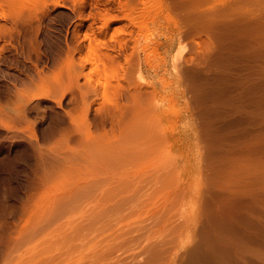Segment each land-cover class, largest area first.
I'll return each instance as SVG.
<instances>
[{
	"label": "rangeland",
	"instance_id": "374dc122",
	"mask_svg": "<svg viewBox=\"0 0 264 264\" xmlns=\"http://www.w3.org/2000/svg\"><path fill=\"white\" fill-rule=\"evenodd\" d=\"M236 11L243 13V19L237 17ZM247 11L252 13L249 19ZM234 14L241 20L237 25L240 32L234 27L237 36L230 32L238 20ZM218 17L227 21L226 25L236 23L228 30L229 36H235L232 42L224 37L228 32L223 34L229 25L222 26L221 19L220 27ZM253 17L260 23H252ZM263 18L264 0H0V264H264V50L260 51L262 59L261 54L255 60L259 64L258 74L255 72L259 87L256 85L254 155L249 145L250 121H239L243 122L251 108L246 105L248 98L244 101L250 80L246 77L248 64L244 65L248 63L245 52L250 48L245 47L256 28L254 32L262 42L256 40L260 42L257 47L263 45L264 49ZM215 21L218 26L213 27ZM203 41L209 43L201 46ZM225 42L229 54L237 53L238 59L246 56L241 57L246 63L239 60L244 65L241 79L246 92L236 91L245 95L241 105L244 102L246 108L241 106L242 118L233 112L234 118L228 114L225 117L230 119L218 121L208 114L214 99L210 98L212 94L218 98L221 93L227 99L231 90L216 93V87L215 92L212 87L218 82V88H226L223 86L228 79L222 73L236 72L231 61L237 57L228 58V52L222 49L225 46H219ZM239 42L244 44L246 55L240 54L243 48ZM231 45L241 51L233 52ZM218 46L224 53L217 51ZM212 52L213 56L227 53L218 58L227 57L234 68H226L229 65L225 60L222 63V58H212ZM94 56L95 60L103 59L107 69L98 59L93 62ZM216 60L226 66L221 69L219 63L213 65ZM92 63L100 64L101 71L105 69L102 76L94 75L97 64L95 70ZM202 69L210 72L207 77L213 76V80L209 78V83L215 82L210 85L212 92L205 85L208 78L201 79L205 71L204 76L197 72ZM196 74L201 80L196 79ZM220 77L227 83L220 84ZM72 78L75 84L80 82L79 86L87 79L89 84L93 81L89 92L94 88L100 91L92 92L96 95L85 91L101 97L98 95L96 101L79 90L88 81L79 89L77 85L69 88ZM108 80L114 86H107ZM201 83L207 87L200 89ZM105 87L125 89L129 96L135 90L151 97L147 89L155 91L153 98L168 96L162 116L174 114V120L164 129L175 128L176 133L171 142L164 144L165 148L161 147L166 152L159 149V156L152 155L153 161L145 158L139 167L137 163L134 167L126 163V167L122 166L127 169H122L121 164L117 167L110 162L109 169L110 160L97 165L91 152L79 153L84 147L77 139L71 141L80 134L74 127V133H70L77 134H69V142L60 136L70 128L69 119L81 116V105L86 103L83 100L90 96L94 100L87 103L91 104L86 113V118L90 117L87 125H91L92 132L97 129L90 139L116 141L119 132L105 135L115 129L108 116V108L115 103L111 102V92L107 91L112 100L101 102L105 100ZM199 93L206 95L201 101H207L203 104L209 108L199 101ZM126 98L115 104L122 102L125 107L129 101ZM229 99L227 104L231 103ZM134 100L130 99L133 103L127 108L135 107ZM76 101L80 105L72 106ZM98 111H104L103 115ZM69 113L71 118L66 120L63 115ZM187 113L190 116L183 119ZM235 115L241 118L237 120L240 125L233 121L237 119ZM63 118L65 123L70 122L65 124L68 126L60 120ZM54 128L57 132L58 128L60 132L65 130L56 133ZM236 136L241 142L234 144ZM229 142L231 145H227ZM168 153L175 156L169 158L173 165L161 161V156ZM92 162H96L95 168ZM120 184L121 189L126 187L123 191ZM109 186L118 188L117 193L112 189L115 198L107 196Z\"/></svg>",
	"mask_w": 264,
	"mask_h": 264
},
{
	"label": "bare ground",
	"instance_id": "6f19581e",
	"mask_svg": "<svg viewBox=\"0 0 264 264\" xmlns=\"http://www.w3.org/2000/svg\"><path fill=\"white\" fill-rule=\"evenodd\" d=\"M258 3H259V1H258ZM246 11V10H245ZM221 12V11H220ZM220 12H218V13H220ZM236 12H239V11H236ZM248 12L249 11H247V14H248ZM233 13H235L234 11H233ZM240 13V12H239ZM239 13H237L238 14V18L239 19H243V18H240V17H244V16H241L242 14L240 13V16H239ZM221 14V13H220ZM236 14V15H237ZM250 14H252V13H250L249 12V14L248 15H246V17L248 16L249 17V15ZM215 15V17L216 16H218V14H214ZM236 15L234 14V17L236 18ZM263 15V14H262ZM232 16V15H231ZM259 16H261V15H259ZM219 17H221V16H219ZM219 17H218V19H217V24L219 23L218 22V20L220 21L221 19H219ZM233 17V16H232ZM231 17V18H232ZM234 17L232 18L233 20H235L234 19ZM247 17V18H248ZM256 17V16H255ZM238 18H236V19H238ZM252 18V17H251ZM250 18V19H251ZM257 18V17H256ZM259 18H261V17H259ZM232 19H230L229 18V21L230 20H232ZM239 19L238 20H235L236 22H237V24L236 23H234V21H230V23L231 22H233V23H229V24H225V22H227V21H223V19L220 21V23H223L222 24V26L224 25V26H226V27H228V25H229V27H228V29H224V31H226V32H224L223 34L225 35L227 32H228V30L233 26L232 24H236V25H234L231 29H232V31H231V29H230V32L232 33L233 32V34L235 35V36H237L236 35V33L238 34V32H240V30H239V27L237 26L238 24H240L239 22L241 21H239ZM245 19V18H244ZM249 19V18H248ZM248 19H246V20H248ZM255 20H258V19H254V17H253V22L252 23H254L255 22ZM262 20V19H261ZM263 20H264V18H263ZM239 21V22H238ZM259 21V20H258ZM256 22L257 24L258 23H260V21L259 22ZM250 22V21H249ZM248 22V23H249ZM215 24H212V26L214 27H216V26H218L217 24H216V21L214 22ZM219 23V26L221 25ZM251 24V23H250ZM257 24H256V26H257ZM251 25H254V24H251ZM250 25V26H251ZM231 26V27H230ZM249 26V28L252 30L253 28H251ZM255 26V27H256ZM221 27V26H220ZM220 27H217V29L219 28L220 30L222 29L223 30V27L222 28H220ZM237 27L238 28V32H237V30H236V32H234L235 31V28ZM233 28H234V30H233ZM236 28V29H237ZM216 28H215V30L216 31H218ZM256 29V28H255ZM254 29V30H255ZM221 30V31H222ZM254 30H253V32H254ZM221 31H219V33H217L218 35L219 34H221L222 32ZM221 32V33H220ZM249 32H251L250 30H249ZM248 32V33H249ZM252 32V33H253ZM231 33L229 34V32H228V36L227 35H225L224 37L226 38V37H229L230 38V40H226L228 43H230V41L232 42V40H231V37H235V36H233V34H232V36H229V35H231ZM251 33V34H252ZM255 33V35H256V32H254ZM254 33L251 35H249L250 36V39H248L247 38V36L245 37L246 39H248L249 41H248V44H247V42H245L244 41V39L243 40H241L243 43H246L247 45H249L247 48L245 47V49H247L248 50V48H250V51L248 52V51H246L245 53H248L247 54V56L248 57H246V56H241L242 57V59L243 58H247L248 59V63H246L245 61H247V60H245L244 62H243V60L241 59V57H240V59H241V62L244 64V63H246V64H244L245 65V67L247 66V64H248V68H247V72H246V75H248V76H246V77H248L250 80L248 81V86L246 87V89H248V92H246L245 91V89H244V87H245V85H243V81H242V77H244V76H242V75H244V73L242 74L241 73V70H243L242 68H244V65H242L241 66V64L239 63L240 61V59H238V55L236 56V54L237 53H233L234 55H232V54H229V52L227 51V48H226V42H225V44H219V46H221V48L223 47V46H225V48L223 47L222 49H224L223 51L224 52H228V58H230V56L231 57H233V56H235V57H237V58H234L233 57V60L231 61L230 59H228L227 57H221L222 58V60H220V61H222V63L224 62L225 63V61L228 63L229 61H231V63H235V65L234 64H230L229 65V63H228V65L229 66H226L225 64H223L224 65V67L226 66V68L227 67H230L231 65L233 66H235V70H236V72H231V73H233V74H227V73H222V72H220V73H222L223 75H224V77L226 78V79H228V83L227 82H225V80H223V79H225L224 77L223 78H221L222 77V75H220L219 74V71H218V74L221 76L220 78L223 80L222 82L220 81V84H222L223 82H225V83H227V85H225L224 83V86L223 87H226V88H222V85H221V87L220 88H218L217 86L219 85L218 84V82L216 83L217 85L215 86H210V85H212L211 83H215L214 81L213 82H211V83H209L210 82V79L212 78V80H213V76L212 77H210L209 75H210V72H207L206 73V71L205 70H207L208 71V69H202V70H200V71H197L199 74H203V71H205V76L204 75H202V76H204V77H201V76H198V74H196V79H197V77H198V79H199V77H201V79H203L202 81H206L205 79H207L208 78V83L206 82L205 83V85H208V87L207 88H210V87H212V89H213V91L215 92V87H216V93L218 92V90H222V89H224V91H222L223 93L224 92H226L227 93V91L228 90H231V91H229V92H231L232 94H233V92L235 93L233 96L231 95V93L230 94H228L227 93V95H228V98L227 99H229L230 101H231V103H230V101H229V103L230 104H227L228 102H226L227 101V99H225L224 97H223V95L224 94H221L220 93V95L218 96L217 94H215V95H217L218 96V98L216 97V96H214V94H209V95H211V96H208V97H211L210 98V100L212 99V98H214L213 99V101L211 102V107H213V108H211L209 105L207 106V108H209L210 107V109H212V111L210 110V109H207L205 106H204V104L203 103H205L206 104V102L207 101H205V102H203L202 103V101H201V98H202V100L204 101V98L203 97H205L206 95L204 94H198L197 95V98H199L200 100L199 101H201V103L203 104V106L207 109V110H209L208 112V114L210 115V116H213L216 120H218V121H222L223 120V118L225 117V116H229L228 114H230V115H232L233 114V112H238V113H242L243 114V109H244V107H243V109H242V105H243V103H242V105H241V102L243 101L242 99H243V97L245 96H243L242 97V93L240 92V91H242L243 92V90L247 93H245L246 94V96L244 97V101H245V98H248V102H247V106L248 107H251L249 110L250 111H248V114H247V116H245L246 118L245 119H242L243 120V122L241 121V120H239L242 124L244 123V120H246V119H248L249 121H250V124H251V128H249V130H250V136H249V145H250V152H251V154L252 155H254V151H255V145H256V142H255V120H256V109L254 108L255 106H256V103H257V101H256V99H257V97H258V94H256V92H258V91H256V90H258L257 88H256V85L258 86V84H259V82H257V80L255 81V78H257L256 76H255V72L257 73V71H258V69L256 68L259 64H255L256 62H258V61H256L255 62V60H257V58L259 57V59L263 56V50L264 49H262V46H261V48H260V50H256V49H259L257 46H259V45H257V44H259L261 41L259 40V38L257 37V35H256V38L257 39H254L255 37H254ZM216 34V37L218 36ZM222 35V34H221ZM248 35V34H247ZM223 36V35H222ZM219 37H220V35H219ZM218 37V38H219ZM240 37H243V36H241V34L239 35V37L238 38H240ZM217 38V39H218ZM220 38H222L221 39V41L223 40V37H220ZM220 38L217 40V41H219L220 40ZM225 38H224V40H225ZM237 37L235 38L236 40L238 39ZM263 38H264V36H263ZM87 39H88V37H87ZM226 39H228V38H226ZM234 38H233V41L235 40ZM241 39V38H240ZM240 39H238V40H240ZM245 39V40H246ZM235 40V41H236ZM256 40H259L258 42L256 41ZM264 40V39H263ZM221 41H220V43H221ZM204 43H201V46H203L205 43H209V42H205V41H203ZM242 42H239L240 43V45H239V47L241 46V43ZM222 43H224L223 41H222ZM234 43V42H233ZM233 43H232V45H233ZM236 43H238V42H236ZM236 43H235V46H236ZM262 43V42H261ZM264 43V42H263ZM217 45H218V43H217ZM232 45L230 46L232 49H233V52H234V49H235V52H237V48H238V45L236 46L237 48H233L232 47ZM200 46V45H199ZM200 46V47H201ZM205 46V45H204ZM218 46V50L216 49V47H215V49L217 50V51H222V49L220 50V47ZM229 46V45H228ZM214 47V46H213ZM212 47V48H213ZM243 48L242 50H243V52L241 51V49L240 48ZM240 48H239V50L238 51H241L240 52V54H244V44H242V46H241ZM264 48V47H263ZM214 48H213V51L215 50ZM262 49V50H261ZM211 50V49H210ZM214 51V52H217V51ZM229 50H231L230 48H229ZM222 51V52H223ZM257 51L259 52V54L257 53ZM260 51H263L262 53H260ZM223 52V53H224ZM230 53H231V51H230ZM211 54V53H210ZM210 54H209V56H210ZM213 54H215V53H213L212 52V56H213ZM222 54V53H221ZM227 53H225V55H226ZM238 54H239V52H238ZM258 54V55H257ZM220 55V54H219ZM219 55L216 53V55H214L212 58H216V59H221V58H218L219 57ZM224 54H222V55H220V56H223ZM224 55V56H225ZM244 55H246V54H244ZM258 56V57H257ZM95 57L96 56H94V60H93V62L94 61H96L95 60ZM98 57V56H97ZM257 57V58H256ZM224 58V59H223ZM225 58H227V60L225 59ZM263 58H264V56H263ZM91 59H93V58H91ZM262 59V58H261ZM88 59H86V61H87ZM99 60V59H98ZM102 60L103 59H101V60H99V61H101V65L103 64V63H105V61H103V63H102ZM225 60V61H224ZM238 60V61H237ZM91 61V60H90ZM90 61H88V63H91ZM220 61H218V60H216V62H214L213 61V65H217V63H219V66H220V68L223 66H221V64H220ZM235 61V62H234ZM216 63V64H215ZM226 63V64H227ZM87 64V62L86 63H84L83 64V66L85 65V67H83L84 68V70H85V68H86V65ZM97 63H95V65H96ZM100 64H99V66H98V64H97V66H96V68H97V70H96V68H94L95 67V65L93 66V63H92V65L91 64H89V65H91L92 66V68H94L95 70H96V73H97V71L99 70V72H101V73H95V71H94V69L93 70H91V69H89L90 71H94V75H96V77L98 76V74H99V76L101 75L102 76V74L104 73V70L105 69H107V67H108V65L105 63V64H103V65H105V69L104 70H102L103 71V73H102V71H101V68H100ZM102 65V66H103ZM256 65V66H255ZM231 66V67H232ZM224 67H223V69H224ZM230 67V68H231ZM242 67V68H241ZM83 68H81L82 70H81V74H82V72H83ZM88 68V67H87ZM90 68V67H89ZM214 68H217V70L218 69H220V68H218V67H214ZM230 68H228V69H230ZM232 68H234V67H232ZM222 69V68H221ZM87 71V70H86ZM209 71H211V70H209ZM234 71V70H233ZM212 72V71H211ZM216 72V74H217V71H215ZM209 73V77H207L206 75ZM213 74H214V72H212ZM211 73V74H212ZM79 74V77H81V74H80V72L78 73ZM92 74V76H94L93 75V72L91 73ZM124 74V73H123ZM123 74H121L122 76H123ZM212 74V75H213ZM227 74V75H226ZM258 74V73H257ZM82 76H84L83 74H82ZM104 76V75H103ZM215 77H216V75H214ZM227 76V77H226ZM242 76V77H241ZM78 77V78H79ZM96 77H94L95 79H97ZM125 77H127L126 75H125ZM205 77H207V78H205ZM214 77V78H215ZM77 77H76V79H78ZM210 78V79H209ZM217 79H218V77H216ZM76 79H74V78H72V79H70L69 81V88H73V86L74 85H77L78 83H80V82H78V81H75L76 82V84L74 83V81L72 82V80H76ZM125 79V78H124ZM201 79H199V80H201ZM216 79V80H217ZM229 79L232 81V82H230L229 83ZM91 80H93V79H91ZM90 80V81H91ZM98 80V79H97ZM105 80V79H104ZM126 80H127V78H126ZM191 79H189L188 78V81H190ZM198 80V81H199ZM211 80V81H212ZM215 80V79H214ZM220 80V79H219ZM218 80V81H219ZM88 81V85L86 84V82ZM87 81H85V84H83V85H87L86 87L85 86H83L82 84H81V86H83V87H85V89L83 88H81V86H79V85H77V88L79 89V87L81 88V89H79V90H81V91H83L84 90V92L83 93H86L87 95L89 94V93H92V92H95L96 90H98L97 88H94L93 89V91H91V89H90V91L91 92H89V89H88V86L91 88H93L94 86H90V85H92L93 83V81L91 82V84H89V79H87ZM197 81V82H198ZM227 81V80H226ZM72 82V83H71ZM101 82H103V81H101ZM110 83V81L108 80L107 82H106V85H107V83ZM192 82V81H191ZM201 82V81H200ZM200 82H199V84H200ZM257 82V83H256ZM100 83V82H99ZM108 83V85H113L114 86V83L113 84H109ZM189 83V82H188ZM194 83V82H193ZM192 83V84H193ZM203 84H204V82H202ZM202 83H201V85H199L200 86V89H205L206 87L204 86V88H203V85H202ZM103 84V83H102ZM104 84H105V82H104ZM103 84V85H104ZM191 84V83H190ZM189 84V85H190ZM191 84V85H192ZM198 84V83H197ZM97 85V84H96ZM107 85V86H108ZM126 85V84H125ZM195 84H193L192 86H190V87H193ZM72 86V87H71ZM79 86V87H78ZM106 86V87H107ZM126 86H128V85H126ZM196 86H198V85H196ZM106 87H105V90L103 89V97L105 98V100L104 101H102V99L101 98H99V99H101V102H105L106 101V99H109L110 98V100H108L109 102L112 100L111 99V97L110 96H112V98H113V100L111 101L112 102V104H113V102H115L116 103V101H121V100H124L126 97V99H128L129 101H130V99H135L134 100V104H135V107L133 106V108L132 107H129V108H127V106H130L133 102L131 101V103L129 102V101H127V100H125V101H127L128 102V105H124L125 107H122V102H119V103H117V105L114 103V105L112 106V107H110V105H109V107H110V109L107 107L108 105H106L105 107H104V109H106V108H108V111H109V113H110V115H108V116H111L112 117V123L111 124H113V125H111V127L112 126H114L115 127V129L113 130H109V132L107 131L106 132V137L108 136L109 137V135H111V131H113V132H119V135L118 136H116V137H118L117 139H116V141L115 142H108V143H101L100 142V140H98V139H90V138H92L93 137V133L95 132V130H97L96 128H94L95 127V124H94V126H93V128H94V132H92L93 130H91V128L92 127H90V126H88L87 124L89 123V122H87V121H89L88 119L90 118H86V117H88V114H86L87 113V111L89 112V109H90V107H91V104L89 105H87V103L89 102L88 100L89 99H91L90 98V96H92L93 94H95V93H92V95H90L89 96V98H88V100L87 99H85V100H83V98H81V96L82 95H80V99H82L83 100V102L85 101L86 103L85 104H82L81 106V112H79V113H81V116L80 115H78L77 117L76 116H74L75 117V119H74V117H73V119L70 117L71 116V113H69L68 114V116H65V115H63L64 116V118L65 117H67V118H65L66 120L67 119H69V118H71V119H69L70 120V122H71V126H70V128L69 127H67V128H69V129H67L66 130V132L67 131H69L68 132V134L66 135V136H62L63 134L65 135V133L66 132H64V133H62L60 136L61 137H63V138H65L66 139V141L67 142H69L70 141V139H71V137H70V139H69V134H71L70 136H72V135H74V136H76V134L77 133H80V134H77V138L76 137H74V139L72 138L71 139V141L72 140H74V141H80V145H83V147H84V149H82V146H81V149L79 150V153H80V151H81V153H84L85 154V152H86V150H88L89 151V153L91 152V154L90 155H92L91 157H92V159H94V160H97L96 162H97V165H98V162L100 163V164H102L103 163V161H104V164H105V162L106 161H108V160H110L109 162H107V163H109L110 164V166L107 164L106 165V167L104 166V164H103V168L105 167V168H108L107 166H109L110 168L109 169H111L112 168V165H111V163H113V164H115V166H117V167H120L119 166V164H121V167H123L122 169H127V168H124V166H122L123 164L125 165L126 163H127V165H130V164H133V166L132 167H134V165H136V163H137V165L136 166H140L139 164H142L141 162H142V160H145V158H152V155L154 156H157V154H158V156L160 155V153H162V151L160 152L159 151V149H162L161 147L163 146V148H165V146H164V144L165 143H168V142H171L173 139H174V137H175V131H176V129L175 128H172V130L171 131H169V130H165L164 129V126H165V124H167V123H172V121L174 120L171 116H173L174 114H172L169 118H164L163 116H162V114H163V110H164V106L166 105V101L168 100V96H165V97H160V98H157V97H155L154 96V98L152 97L153 95H154V93L153 92H155V91H152L151 92V90L150 89H147V91H149V94L150 93H152L153 95L150 97V95H148L147 94V96H142L141 95V93L139 92V91H142L144 88H142V89H140V90H138V92H139V94L135 91V90H132L133 91V93H131V96H132V94H134L135 93V96H129L130 94H128V93H126L127 91H125L124 92V90L123 91H121L120 89H117L116 91H115V89L113 88V90H112V88H110V90H112L113 91V93H112V91H110V90H107L106 89ZM195 87V86H194ZM193 87V88H194ZM202 87V88H201ZM241 87H243L242 89H241ZM259 87V86H258ZM74 88H76L75 86H74ZM101 88H103V86L101 87ZM100 88V89H101ZM116 88H118V87H116ZM196 88V87H195ZM197 88H199V87H197ZM218 88V89H217ZM88 89V90H87ZM109 89V88H108ZM72 90V89H71ZM75 90V89H74ZM77 90V89H76ZM85 90H87L89 93H87ZM102 90V89H101ZM238 90H240L239 92H236V91H238ZM80 91V93H82ZM98 91H100V90H98ZM97 91V92H98ZM107 91H109V93H110V96L108 95V93H107ZM115 91V92H114ZM129 91V90H128ZM135 91V92H134ZM145 91H146V89H145ZM145 91H143L142 92V94L145 92ZM146 91V92H147ZM203 91V90H202ZM206 91V90H205ZM208 91H209V89H208ZM208 91H206V92H208ZM210 91H211V88H210ZM208 92V93H211V92ZM76 92V91H75ZM79 92V91H78ZM201 92V91H200ZM136 93H137V95L138 96H136ZM202 93V92H201ZM205 93V92H204ZM240 93H241V95H240ZM85 94V95H86ZM101 94V93H100ZM113 94V95H112ZM84 95V94H83ZM87 95H86V97H87ZM96 95V94H95ZM98 95H99V93H98ZM92 96V97H94V99L95 98H97V97H99V96ZM144 95H145V93H144ZM232 97H231V96ZM248 95V96H247ZM226 96V95H225ZM230 96V97H229ZM257 96V97H256ZM83 97V96H82ZM85 97V96H84ZM101 97V96H100ZM108 97V98H107ZM135 97V98H134ZM145 98V100H144V98ZM208 97H206L205 98V100H208ZM227 97V96H226ZM103 98V99H104ZM124 98V99H123ZM152 98V99H151ZM216 98V99H215ZM94 99H91V100H94ZM98 99V98H97ZM77 100V99H76ZM82 100H80L79 101V103H81V101ZM87 100V101H86ZM96 100V99H95ZM144 100V101H143ZM198 100V99H197ZM97 101V100H96ZM99 101V100H98ZM78 101H76V103H74V105H72V106H74V107H76V105H77V107H78V105H80L79 103H77ZM246 102V101H245ZM90 103H91V101H90ZM97 103V102H96ZM99 103V104H98ZM97 104L99 105V106H101L100 105V102H98ZM106 103H108L107 101H106ZM106 103H104V104H106ZM111 104V105H112ZM125 104H127V103H125ZM130 104V105H129ZM133 104V105H134ZM207 104H208V102H207ZM84 105V106H83ZM96 105V104H95ZM94 105V106H95ZM246 105L244 104L243 106H245V108H246ZM90 106V107H89ZM99 106H98V109H99ZM102 106H103V104H102ZM101 106V108H103ZM69 107H71V106H69ZM74 107H73V109H74ZM96 107V106H95ZM203 107V108H204ZM247 107V108H248ZM257 107V106H256ZM203 108L201 107V110H203ZM70 110H73V109H71V108H69ZM69 109H68V111L67 112H69ZM76 109H78L79 110V108H76ZM75 109V110H76ZM206 109H204V110H206ZM107 110V109H106ZM105 110V111H106ZM126 110V111H125ZM74 111V110H73ZM77 111V110H76ZM91 111V110H90ZM102 111V110H101ZM99 112L98 114L99 115H103V114H101V113H103V112ZM107 111V112H108ZM66 112V113H67ZM210 112H213V113H210ZM95 113H97V111H95ZM241 113L240 114H238L241 118H242V115H241ZM72 114H73V112H72ZM83 114V115H82ZM237 114V113H236ZM70 115V116H69ZM87 115V116H86ZM96 115V114H95ZM104 115L106 116V114L104 113ZM125 115V116H124ZM61 116V115H60ZM59 116V117H60ZM190 116V114L189 113H187V115L186 116H183V119H185V118H188ZM233 116V115H232ZM62 117V116H61ZM60 117V118H61ZM81 117V118H80ZM104 117V116H103ZM110 117V118H111ZM128 117V118H127ZM235 117H237V115H235ZM239 117V118H240ZM244 117V116H243ZM60 119V120H64L63 122H64V125L66 124V123H68V122H66L65 123V119ZM78 118L80 119V120H78ZM92 118H93V116H92ZM92 118H91V120H92ZM97 118V117H96ZM99 118V117H98ZM100 118H102V117H100ZM105 118V117H104ZM103 118V119H104ZM233 118H234V116H233ZM238 117H237V119L235 120V119H233V121H236V123L238 124V122H237V120L239 119ZM240 118V119H241ZM87 119V120H86ZM103 119H101V120H103ZM225 120L226 119H230V117L228 118H224ZM232 119V118H231ZM72 120V121H71ZM73 120H76V121H73ZM100 120V119H99ZM105 120V119H104ZM108 120H109V118H108ZM93 121V120H92ZM95 121V120H94ZM111 121V120H110ZM249 121H247L248 123H249ZM59 122V121H58ZM62 122V121H61ZM69 122V123H70ZM74 122H76L75 124H74ZM87 122V123H86ZM91 122V121H90ZM95 122H98V121H95ZM101 122V121H100ZM103 122V121H102ZM101 122V123H102ZM109 122V121H108ZM246 122V121H245ZM68 123V124H69ZM72 123L74 124L73 126H72ZM106 123V122H105ZM110 123V122H109ZM68 124L67 125H65V126H68ZM90 124H93V122L92 123H90ZM249 124V125H250ZM108 125H110V124H108ZM171 125V124H170ZM238 125H240V123L238 124ZM98 125H96V127H97ZM72 127H74L76 130H77V133L76 134H72V133H74L73 132V130H74V128L72 129ZM110 127V128H111ZM114 127H112V128H114ZM57 128V127H56ZM65 129H66V127H64ZM65 129H63V130H65ZM71 129V130H70ZM56 129L54 128V131L53 132H56V133H61V132H63V130H62V128H61V132H60V128H58L57 130L59 131V132H57V131H55ZM76 130H75V132H76ZM90 130H91V132H92V134H91V132H90ZM70 132H72V133H70ZM108 133H110V134H108ZM80 135V136H79ZM68 136V138H66ZM73 137V136H72ZM239 136H236V138L235 139H233V143L234 144H236V143H240L241 141L239 140L240 138H238ZM68 139H69V141H68ZM77 139V140H76ZM227 145H231V142H229V143H227ZM162 150H164V149H162ZM83 151H85V152H83ZM165 151V150H164ZM77 152V151H76ZM159 152V153H158ZM166 152V151H165ZM93 153V154H92ZM88 154V153H87ZM176 155V154H175ZM174 155H172V154H170V153H168V154H163L162 156H161V161L162 160H164L162 163H164L165 161H166V164H167V161H168V164H172L171 162H169V160L170 159H172L171 157H173ZM175 157V156H174ZM147 158V159H148ZM170 158V159H169ZM91 159V160H92ZM155 159V158H154ZM153 158H152V160L151 161H153L154 160ZM175 159V158H174ZM149 160V159H148ZM160 159H158V161H159ZM93 161V160H92ZM160 161V162H161ZM96 162H92L93 164H91L92 165V167H94V165H96L95 163ZM111 162V163H110ZM140 162V163H139ZM139 163V164H138ZM144 163V162H143ZM146 163V162H145ZM144 163V164H145ZM149 163V162H148ZM156 163H157V161H156ZM116 164H118V165H116ZM158 164H159V162H158ZM175 164V163H174ZM173 165V164H172ZM155 167H156V164L154 165ZM96 167V166H95ZM94 167V168H95ZM125 167H126V165H125ZM131 167V166H130ZM129 166H128V168H130ZM142 167H143V165H142ZM69 169V168H68ZM68 169H66V170H68ZM122 172V171H121ZM125 172H126V170H125ZM123 173V172H122ZM126 174V173H125ZM124 174V175H125ZM71 181V180H70ZM68 183V182H67ZM123 183V182H122ZM66 184V183H65ZM121 187H123V185L121 186V184L119 185V189H121ZM109 188V189H108ZM108 188H106V190L105 191H107V196L109 197V198H111L112 196L115 198L116 197V195L114 196V195H112L113 194V188H114V191H115V193H117V191H119V190H117L118 188L117 187H108ZM116 188V189H115ZM126 187H124V189H125ZM124 189H121L122 191L124 190ZM110 190H111V194H110ZM108 191H109V193H108ZM121 193V192H120ZM112 195V196H111ZM129 197V196H128ZM127 197V199H129ZM113 199V198H112ZM126 199V200H127ZM132 199H133V197H132ZM130 200H131V198H130ZM128 202L126 201L125 202V204H127ZM123 205H124V202H123ZM110 211V210H109ZM112 211H113V209H112ZM116 210L114 209V212H115ZM108 213H111V212H108Z\"/></svg>",
	"mask_w": 264,
	"mask_h": 264
}]
</instances>
